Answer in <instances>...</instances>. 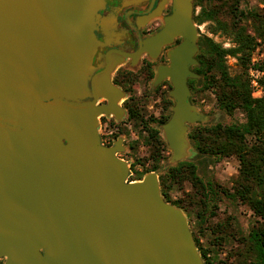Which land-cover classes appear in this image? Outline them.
<instances>
[{
    "label": "water",
    "instance_id": "water-1",
    "mask_svg": "<svg viewBox=\"0 0 264 264\" xmlns=\"http://www.w3.org/2000/svg\"><path fill=\"white\" fill-rule=\"evenodd\" d=\"M102 1L0 0L2 264H204L157 173L128 180L119 141L100 142L98 114L113 109L85 97ZM175 35L181 40L153 81L171 83V115L161 124L171 163L187 153L189 125L205 118L187 84L199 77L191 0H174L164 28L139 51L153 55ZM98 87L111 98L105 82Z\"/></svg>",
    "mask_w": 264,
    "mask_h": 264
},
{
    "label": "trees",
    "instance_id": "trees-1",
    "mask_svg": "<svg viewBox=\"0 0 264 264\" xmlns=\"http://www.w3.org/2000/svg\"><path fill=\"white\" fill-rule=\"evenodd\" d=\"M201 1L197 0L196 5ZM240 2L241 0H211L210 9L194 15L198 24L208 19L214 23L215 29H223L231 34L234 45L223 47L211 37H199V51L196 54L199 63L193 70L204 76L203 85L213 91L218 105L227 112L236 108L241 109L245 121L240 125L219 123L212 126L196 125L189 136L202 152L237 156L240 166L234 192L254 212L257 219L247 235L240 237L241 249H234L232 252L240 256L244 264L245 262L264 264V94L259 97L252 96L245 74L250 53L256 45V38L264 39V13H261L260 9L247 11L240 9ZM222 12L227 15L225 20L220 18ZM249 25L253 29V34L247 31ZM228 54L235 56L240 66V70L234 75H230L227 70L225 56ZM259 67L264 70V60ZM193 81L194 78H189L190 88ZM261 83L264 86V76ZM144 127L148 130L145 141L151 147L149 158L153 164L149 169L152 170L157 167V159L162 156L161 151L165 142L158 135L157 129L146 122ZM191 178L198 180L194 174L193 164L181 162L170 167L167 174L160 176L161 193L165 200L181 206L179 200H171L169 186H179L184 179ZM217 226V234L212 238L214 245L231 235L225 229V222L218 223ZM194 241L204 264L220 262L215 250L203 247L195 236Z\"/></svg>",
    "mask_w": 264,
    "mask_h": 264
},
{
    "label": "rangeland",
    "instance_id": "rangeland-1",
    "mask_svg": "<svg viewBox=\"0 0 264 264\" xmlns=\"http://www.w3.org/2000/svg\"><path fill=\"white\" fill-rule=\"evenodd\" d=\"M239 8L245 11L248 9H260V12L264 13V1L242 0L239 3ZM197 11L198 6L194 10L193 15H197ZM220 18L225 20L227 18L226 13L222 12ZM195 24L199 37H211L214 41L221 43L223 47L234 45L231 34L226 33L223 29H215L214 23L210 20H204L199 24L195 22ZM247 31L253 34V29L250 25ZM263 60L264 39L257 37L256 45L250 53L245 68L248 85L253 97H259L264 94V86L261 83L264 70L259 67ZM225 63L230 75H234L240 70L237 58L233 55H226ZM194 79L195 81L192 82L190 91L191 102L205 115V118L203 121H197L189 125L186 136L190 146L187 148L186 155L175 163L170 162L171 149L163 137L162 123L154 122V128L157 129L158 135L165 142V146L161 151L162 156L158 157L155 169H149L153 163L149 158L151 147L145 141L147 132H141L139 129L138 137L133 132L127 134L125 141L127 149L125 148L117 156L128 162V180L140 179L145 173L155 171L158 175L159 184L160 176L167 174L170 167L177 166L181 162L193 164L194 174L198 177V180H193L192 178L184 179L179 186H169L171 200H179L181 206L172 201L168 202L183 210L193 238L194 236L197 237L203 247H209L217 252L216 257L220 259L217 264H244L243 259L234 255L232 251L241 249L240 237L247 235L257 216L234 192L240 166L239 160L235 154L226 156L202 152L196 147L189 133L196 125L212 126L218 123L222 125H240L245 121V116L241 109L236 108L231 112H227L218 105L213 91L204 87V76L202 74H199V77ZM252 80L256 81L257 88L260 91L253 87ZM167 183L169 184L168 180ZM198 213L199 215H197ZM224 222L226 231L231 233V235L226 236L221 243L214 245L212 238L217 234V224Z\"/></svg>",
    "mask_w": 264,
    "mask_h": 264
},
{
    "label": "flooded vegetation",
    "instance_id": "flooded-vegetation-1",
    "mask_svg": "<svg viewBox=\"0 0 264 264\" xmlns=\"http://www.w3.org/2000/svg\"><path fill=\"white\" fill-rule=\"evenodd\" d=\"M191 1L193 13L197 6L198 13L212 6L211 0H202L199 5L196 0ZM173 11L174 0H103L97 10L93 30L96 49L88 79L90 94L85 100L113 109L98 114L97 130L101 144L112 146L119 141L122 150L116 154L127 149L129 132L136 137L139 130L148 133L144 122L154 127V122L164 123L171 115L170 80L164 78L157 84L153 81L157 66L168 63V51L180 42L181 36L169 37L154 47L153 55L139 49L146 39L164 28ZM102 82L107 84L111 98L100 87L94 88ZM187 84L191 91L189 78ZM189 98L191 101V94ZM0 260L2 264L4 258Z\"/></svg>",
    "mask_w": 264,
    "mask_h": 264
},
{
    "label": "built area",
    "instance_id": "built-area-1",
    "mask_svg": "<svg viewBox=\"0 0 264 264\" xmlns=\"http://www.w3.org/2000/svg\"><path fill=\"white\" fill-rule=\"evenodd\" d=\"M252 84H253V87L258 91H260V89L257 88V83L256 81L252 80Z\"/></svg>",
    "mask_w": 264,
    "mask_h": 264
}]
</instances>
